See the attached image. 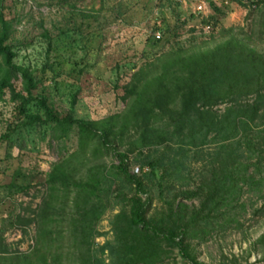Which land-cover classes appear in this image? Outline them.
<instances>
[{"label": "trees", "instance_id": "trees-1", "mask_svg": "<svg viewBox=\"0 0 264 264\" xmlns=\"http://www.w3.org/2000/svg\"><path fill=\"white\" fill-rule=\"evenodd\" d=\"M72 1L75 7L80 0ZM99 1L117 18L123 14L125 0H112V9ZM207 1L212 13L203 22L213 30L227 9ZM2 3L0 102L8 94L14 114L1 139L8 149L23 148V137L35 129L52 141L74 134L77 146L45 173L32 195L39 202L8 215L23 234L33 225L35 235L29 252L0 248V264H171L174 255L184 264H205L192 241L237 222L238 208L250 196L262 202L257 211L264 212V50L253 46L264 43V0H228L248 6L256 31L229 28L212 48L190 54L178 49L149 62L123 86L126 107L103 120L76 117V94L60 115L46 95L32 93L39 81L14 62L17 46ZM156 19L161 22L147 38L154 45L155 32L175 33ZM44 36L50 47L48 31ZM110 153L118 163L108 170L95 160ZM133 153L139 174L129 170ZM21 177L15 169L11 181L0 184L5 197L28 196L36 188L19 185ZM106 215L112 237L99 244L96 238L108 235L98 229ZM257 244H264V233Z\"/></svg>", "mask_w": 264, "mask_h": 264}, {"label": "rangeland", "instance_id": "rangeland-1", "mask_svg": "<svg viewBox=\"0 0 264 264\" xmlns=\"http://www.w3.org/2000/svg\"><path fill=\"white\" fill-rule=\"evenodd\" d=\"M64 1L3 0L1 11L12 25V37L17 46L14 62L32 70L39 81L32 93L46 95L60 115L69 111L72 96L76 94L75 116L86 120H103L121 112L128 103L121 99L123 86L135 71L145 68L156 58L178 49L190 54L212 48L224 41V30L229 28L247 33L257 29L253 16H248V6L227 4L228 0H212L227 9L226 17L213 30L203 22L212 13L207 0H162L160 3L159 0H125L120 18L112 10L101 9L99 0H80L75 7L71 6L72 0ZM106 2L112 9L113 1ZM82 13L90 17L85 19ZM178 14L180 20H177ZM157 17L163 18L175 33L160 35L154 45L153 40L147 38L154 23L161 22ZM184 20L187 23L182 25ZM44 30L48 31L50 47ZM253 46L258 51L264 50V43L256 41ZM224 107L220 105L217 109ZM13 114L14 103L9 101L7 94L5 101L0 102V136L7 132ZM7 142L0 137V184H8L13 171L20 169L23 177L18 179V184L36 188H32L28 196L15 194L14 198L5 197V191L0 189V248L10 253L29 252L33 246L34 226L23 234L20 228L11 225L8 215L39 202V197L32 198V195L40 189L51 165L76 149V136L71 134L68 140L52 141L49 135L42 136L33 129L23 137V148L8 149ZM120 149L124 151L126 144ZM134 154H129L130 173L134 167H139L133 162ZM95 161H101L105 169L110 170L118 163V158L110 153ZM245 201L246 206L238 208L237 222L217 228L204 241H192L200 261L205 264H253L263 260L264 244L253 245L264 233V212L257 211L262 202L255 196ZM110 228L106 215L98 229L108 235L96 238V243L102 244L112 237ZM173 258L171 264H184L179 256ZM63 263L69 264L65 260Z\"/></svg>", "mask_w": 264, "mask_h": 264}, {"label": "built area", "instance_id": "built-area-1", "mask_svg": "<svg viewBox=\"0 0 264 264\" xmlns=\"http://www.w3.org/2000/svg\"><path fill=\"white\" fill-rule=\"evenodd\" d=\"M154 36H155L156 39H159L160 38V33L159 32H156V33H154ZM132 173L133 174H139L140 173L139 167H134L132 169Z\"/></svg>", "mask_w": 264, "mask_h": 264}, {"label": "water", "instance_id": "water-1", "mask_svg": "<svg viewBox=\"0 0 264 264\" xmlns=\"http://www.w3.org/2000/svg\"><path fill=\"white\" fill-rule=\"evenodd\" d=\"M253 264H264V261L255 262Z\"/></svg>", "mask_w": 264, "mask_h": 264}]
</instances>
